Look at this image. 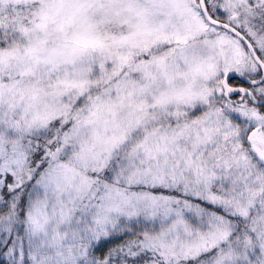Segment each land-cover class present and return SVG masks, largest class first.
<instances>
[{"label": "snow or ice", "instance_id": "snow-or-ice-1", "mask_svg": "<svg viewBox=\"0 0 264 264\" xmlns=\"http://www.w3.org/2000/svg\"><path fill=\"white\" fill-rule=\"evenodd\" d=\"M0 264H264V0H0Z\"/></svg>", "mask_w": 264, "mask_h": 264}]
</instances>
